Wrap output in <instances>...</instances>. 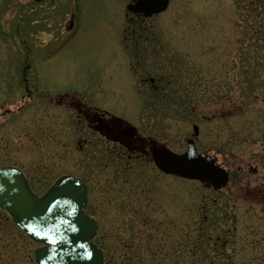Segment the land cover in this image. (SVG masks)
<instances>
[{"label": "rangeland", "instance_id": "rangeland-1", "mask_svg": "<svg viewBox=\"0 0 264 264\" xmlns=\"http://www.w3.org/2000/svg\"><path fill=\"white\" fill-rule=\"evenodd\" d=\"M14 1L0 0V104L18 105L25 93L26 48L14 31L19 20L41 59L27 70L35 103L0 118V166L20 167L39 192L64 174L85 182L86 211L99 220L97 242L113 247L104 264L109 258L114 264H125L123 258H136L135 264H264V0H171L166 11L143 21L124 9V0H83L79 28L68 38L61 34L69 12L17 13ZM129 19L146 23L163 43L150 50L163 59L162 89L152 96L141 85L143 74L129 65L136 62L123 40ZM49 24L59 26L58 35H50ZM155 63L159 69L158 61H147ZM43 92L52 99L45 108ZM61 95L127 120L148 148L183 152L196 124L199 152L218 156L229 184L214 190L164 175L146 160L127 166L96 133H90L94 147L80 150L77 141L89 132L78 129L74 106L56 100ZM44 126L48 138L39 133ZM140 177L146 194L120 190L123 181ZM138 210L151 221L136 218ZM218 235L224 245L214 244ZM158 236L165 254L147 251ZM39 245L0 209V264H37ZM153 255L160 261H151Z\"/></svg>", "mask_w": 264, "mask_h": 264}, {"label": "water", "instance_id": "water-1", "mask_svg": "<svg viewBox=\"0 0 264 264\" xmlns=\"http://www.w3.org/2000/svg\"><path fill=\"white\" fill-rule=\"evenodd\" d=\"M168 3L169 0H133L127 6L134 13L151 15L165 10ZM193 129L198 135L196 124ZM120 133L133 139L137 129L125 123ZM150 151L156 166L167 174L200 180L216 190L229 181V172L217 156L199 153L192 138L187 139V150L182 153L158 144H153ZM86 201L85 185L72 175L59 177L38 196L18 167L0 168V208L32 239L44 244L35 250L38 264H103L102 250L92 241L97 222L85 213Z\"/></svg>", "mask_w": 264, "mask_h": 264}, {"label": "flooded vegetation", "instance_id": "flooded-vegetation-1", "mask_svg": "<svg viewBox=\"0 0 264 264\" xmlns=\"http://www.w3.org/2000/svg\"><path fill=\"white\" fill-rule=\"evenodd\" d=\"M131 0H124V9L126 8L127 3ZM21 3L17 0L14 1L13 8L17 13H36L37 11H47L46 13L50 11L54 12H69V18L67 23L64 25V31H62V36L68 38L71 35L73 36L77 30L78 26L80 25V16L83 10L82 4L83 0H26ZM62 3V4H60ZM60 7V9H59ZM54 10H51L53 9ZM59 9V10H58ZM125 12V11H124ZM126 15V13H125ZM158 15V14H154ZM152 15V16H154ZM135 19H143L149 18L145 16L143 13H138L134 15ZM151 16V17H152ZM21 16H19L20 19ZM46 21V20H44ZM43 21V22H44ZM55 22H57V17L54 19ZM35 23V22H34ZM59 24V23H58ZM144 22L135 21L132 19V21L129 19V26L126 27L125 32H127V37L125 36L123 38L125 42V48H127L128 52L134 51L133 55L130 53V55L133 56V60L135 64L129 63L130 66L134 67V70L137 73L143 74L140 78L141 85L145 87L146 92L151 91L153 94H150V96L154 95L158 91H161L162 85H161V78H162V60L160 56L155 52L152 53L150 50H157L159 51L160 47H163V43L160 39L151 37L147 27ZM60 25V24H59ZM49 26L52 28L49 32L50 35H58L59 26L56 27L54 24H49ZM62 30V29H60ZM14 31L18 35V38L20 42L24 45L26 48L25 57H24V67L21 70L22 71V83L24 85L25 93L20 95V104L13 105V101H8L6 104H0V118H4L5 116H15L18 115L24 108H26L30 104H34L35 100L37 99V89L35 85L31 83L30 75L27 76V70L31 69L33 67V62L36 59H41L40 55L36 53V49H32L31 45L29 44V39L26 37V29L23 28L21 21L19 20L15 26ZM53 31V32H52ZM54 33V34H53ZM142 45V47H141ZM129 48V49H128ZM144 51V53L142 52ZM156 60L158 61V65L160 66L159 69H156V63L154 65L147 64V61ZM28 65V67H27ZM154 67V68H153ZM11 89V87L9 86ZM12 90V89H11ZM146 93V94H147ZM47 95V96H45ZM68 95V94H66ZM61 95L58 100L60 104H66L69 102L70 105L74 106L76 108L78 113V129L87 130L89 132L88 135H91L96 133L99 138L104 140V143L111 147L110 152L113 156H121L126 159V165L129 166L131 161L137 160L140 161H150L151 156L149 153V148L147 140L142 137L140 134H138L133 139H127L124 136L121 135L120 129L123 127V124L121 120H117V118H114L111 114L108 112L97 108L93 105H88L86 102L77 100V98L74 99L73 96H66ZM40 103H42V106L48 107V104L52 102V99H48V94L41 95ZM152 103V101L146 102ZM34 114V112L32 113ZM48 115V113H47ZM17 127V126H16ZM27 129V134H30V127ZM39 133H41V136H44V138H48L50 136V130H48L45 126L41 130H39ZM0 135H5L3 133L2 128H0ZM90 137L84 138L82 135V142L77 141L79 145L80 150H86L87 147H94L90 146ZM79 138V139H81ZM112 143V146L109 144ZM151 143H153L151 141ZM35 181V180H32ZM33 183V182H32ZM34 184V183H33ZM88 188V186H87ZM88 195H89V189H88ZM141 217H143V214H141ZM97 221H99L97 219Z\"/></svg>", "mask_w": 264, "mask_h": 264}, {"label": "trees", "instance_id": "trees-1", "mask_svg": "<svg viewBox=\"0 0 264 264\" xmlns=\"http://www.w3.org/2000/svg\"><path fill=\"white\" fill-rule=\"evenodd\" d=\"M138 180L139 181H137L134 184H129L127 181H123L121 183V185H120L121 186L120 190H123V191L127 190L129 193L136 192L139 196H142V195L146 194L145 193V191H146V188H145L146 187V181L142 180V177H140ZM144 205H146V204H144ZM146 206H148V205H146ZM140 211L141 210H138V212H140ZM144 211H145V208H144ZM144 211L140 212V213H137L135 217L136 218L138 217V219H143V221L144 220L151 221V219H148V218L145 217L146 216V212L144 213ZM141 214H143V217H141ZM148 226L149 225L145 224V227H148ZM221 239H222V235L221 236L218 235L216 237V240H215L214 244H217V243L221 242V244L224 245V242ZM197 240H199V239L197 238ZM156 241H157V239H156ZM156 241L154 239L150 240V244L147 245V251H152L153 254H156V253L165 254V252H164L165 250L163 248V247H165V245L163 244L162 238L158 236V242H156ZM195 242H197V241H195ZM99 244L102 246L104 251L107 252V256L112 255L113 247L111 246V243H106V242H102L101 241ZM109 245H110V247H112L111 250H110V254L108 252V249L110 248ZM157 256L160 257L159 255H157ZM158 257H154V255H153V257L151 258V261H155V262L156 261H160V259ZM162 258H166V256L163 255ZM134 260H136V258H133V259L132 258H123V261H126L125 264H135ZM141 260H143V259H141ZM107 264H114L113 258H109V261L107 262Z\"/></svg>", "mask_w": 264, "mask_h": 264}]
</instances>
